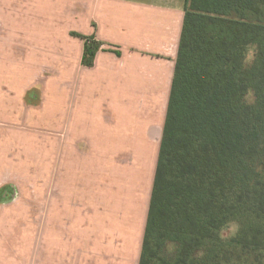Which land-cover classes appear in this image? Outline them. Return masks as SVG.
<instances>
[{
  "label": "crops",
  "instance_id": "obj_1",
  "mask_svg": "<svg viewBox=\"0 0 264 264\" xmlns=\"http://www.w3.org/2000/svg\"><path fill=\"white\" fill-rule=\"evenodd\" d=\"M183 4L184 0H0V264H137ZM65 15L72 28L84 36L94 35L101 47L90 68L81 64L83 41L70 55L73 61L68 67L62 63L56 67L54 102L43 105L35 122L38 126L49 121L55 131L40 139L38 195L28 199L11 178L16 171V125L24 123L27 138L32 137V107L25 101L31 77L43 74L49 65V52L56 50L47 39L57 34L56 23L65 22ZM106 46L117 47L119 55ZM62 59L55 57L57 64ZM165 66V76L159 78L158 69ZM79 67L87 70V77L79 75ZM65 75L76 77L71 88L63 86ZM152 93L163 95L158 109ZM66 153L104 158L153 153L147 198L141 203L143 216L135 214L138 201L128 196L111 202L97 194L101 185L97 191L95 175L87 182L84 207L81 181L58 178ZM53 171L55 178L49 179ZM37 215L39 229L19 226L18 239L15 228L11 227L12 240L5 237L7 229L1 230L6 220L12 221L9 224ZM52 216L62 227L48 226ZM135 231L137 241L131 248Z\"/></svg>",
  "mask_w": 264,
  "mask_h": 264
},
{
  "label": "trees",
  "instance_id": "obj_2",
  "mask_svg": "<svg viewBox=\"0 0 264 264\" xmlns=\"http://www.w3.org/2000/svg\"><path fill=\"white\" fill-rule=\"evenodd\" d=\"M137 264H264V0H184Z\"/></svg>",
  "mask_w": 264,
  "mask_h": 264
},
{
  "label": "rangeland",
  "instance_id": "obj_3",
  "mask_svg": "<svg viewBox=\"0 0 264 264\" xmlns=\"http://www.w3.org/2000/svg\"><path fill=\"white\" fill-rule=\"evenodd\" d=\"M72 8H66L68 11L67 16H70V11ZM65 22L59 24L56 23V32L57 34H53L52 36H48L47 42L52 45V48L56 51L49 52V55H52L49 59V65L44 70L43 74L33 75L32 79V89L29 92V98H26V105L32 107L30 108L31 118L33 120V127L31 133V138H27V131H24L27 126L24 123L16 125V145H15V156L13 157L15 163V174H11V178L15 179L17 183L20 185V191L26 192L28 199H36L38 195V187H35V183L39 181L41 178L40 173V166L41 165V156H40V139L41 137H45L48 133H54L55 127L54 124H48L47 122H41L38 126H35V122L39 120V115L43 114V105L45 103L51 104L54 102V94L52 95L51 87L55 85L56 79L58 76L56 73V67L59 64H63L64 67H68L69 64L73 61L71 59V54H74L76 51L77 43L83 41L79 38L71 36V33H76L82 35V32L79 30H75L70 25V19L64 17ZM69 20V21H68ZM82 23V22H81ZM64 25V28H62ZM62 28V30H61ZM62 32V33H60ZM84 36V35H83ZM109 51H118L117 47L106 46ZM62 49V50H61ZM119 52V51H118ZM52 53H56L55 55ZM63 58L61 61L58 60V64L56 63L55 57ZM53 57V58H52ZM254 57V48L249 47L246 54L245 64L249 66L252 63ZM57 65V66H56ZM166 71V66L160 67L158 72L160 73L159 78H163L165 76L164 72ZM79 75L81 76H88L87 70L79 67ZM150 77H155L153 74ZM17 81L19 77L17 76ZM62 79L63 86L65 87H72L73 77L72 75L64 76ZM54 89V87H52ZM85 91V90H84ZM84 95L86 93L84 92ZM155 96L156 101V109H158L159 105H161L163 100V95L159 93H152ZM32 96V97H31ZM247 101L252 102L253 97L252 93H249L247 96ZM47 105V104H46ZM50 106V105H49ZM24 119H27L25 117ZM24 131V132H23ZM45 132H47L45 134ZM22 136H21V134ZM23 133L26 134V140L23 141ZM22 139V142L20 141ZM77 152L81 150L80 146H77ZM94 163L92 164L91 163ZM64 170L62 171L61 175L58 178H62L64 180H71V179H78L81 181V187L79 188L80 191V198L81 202L86 206V201L88 197V187L87 182L91 178L96 176L97 186L96 190L98 191V185H101L100 192L98 191L97 194H101V196H106L112 202V199L117 197H125L128 196L130 200L138 201L135 208V214L138 217L143 216L144 210L141 208V203H144L147 198L148 192V181L150 176H148L147 172L152 169L154 164V155H145V156H125L123 158H119L117 156H110V157H101V156H94V155H69L64 154ZM95 172V173H94ZM48 178H55V173L50 176V172ZM31 185V187H29ZM38 202V201H37ZM112 205V203H111ZM33 206V205H32ZM38 207V204H37ZM3 208H1L2 210ZM4 210H7L4 208ZM3 211V210H2ZM2 213V212H1ZM48 226L50 228H60L62 222H58L55 217H49ZM2 220V219H1ZM39 216L37 215L35 218L32 216V219L26 220H15V223L11 220H6L4 224L1 223V230L7 229V239H14L11 236L12 228L16 229L17 236L15 238H19L18 235V227L23 225L31 226L37 230L40 227ZM51 222V223H50ZM82 222V226H83ZM18 228V229H17ZM238 226L235 223H230L226 227H224L220 233L223 239H228L234 236L237 232ZM35 234L37 232H34ZM131 248L135 246L137 241V233L134 232V235L131 236Z\"/></svg>",
  "mask_w": 264,
  "mask_h": 264
}]
</instances>
